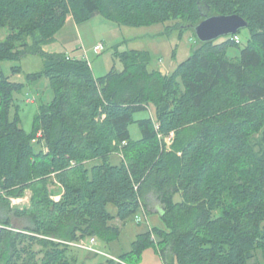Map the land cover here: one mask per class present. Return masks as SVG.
Listing matches in <instances>:
<instances>
[{
  "label": "trees",
  "instance_id": "trees-1",
  "mask_svg": "<svg viewBox=\"0 0 264 264\" xmlns=\"http://www.w3.org/2000/svg\"><path fill=\"white\" fill-rule=\"evenodd\" d=\"M97 15L133 28L182 20L181 33L237 15L248 37L243 48L233 40L240 31L221 43L196 39L169 75L149 70L146 51L116 46L122 70L100 77L86 60L42 51L68 16L81 25ZM1 28L10 33L0 63L40 55L43 69L27 79L47 80L53 96L25 130L18 114L9 120L22 85L0 76V264H75L69 243L108 245L120 234L115 219L150 213L153 203L164 228L106 264L139 260L148 247L162 264H264V0H0ZM232 47L238 56H227ZM170 133L167 148L159 136ZM28 190L29 207H12Z\"/></svg>",
  "mask_w": 264,
  "mask_h": 264
},
{
  "label": "rangeland",
  "instance_id": "rangeland-1",
  "mask_svg": "<svg viewBox=\"0 0 264 264\" xmlns=\"http://www.w3.org/2000/svg\"><path fill=\"white\" fill-rule=\"evenodd\" d=\"M179 26L185 27V23L182 20H178L149 27L133 28L119 26L97 15L81 25L73 24L71 21L67 22L57 34V41L52 45L43 47L42 51L49 54L67 53L73 57L80 54V57H85L95 77L103 76L107 72V59L108 57H112L115 46H118V49L121 48V50L126 51L138 50L148 52L150 56L148 68L151 71L161 69L163 66L168 67L170 63L174 67H177L187 60L197 41L191 30L183 29L181 33ZM8 33L10 31L7 28L0 29V42L8 36ZM247 37V30L240 31L237 39L240 42L241 48L245 46ZM79 38H81V42ZM100 40L104 49L101 53H96L93 50V46ZM223 41L224 39L221 38L216 43ZM238 54L239 51L235 47L227 50V56L229 57H235ZM115 64L116 69L122 70L120 63L116 62ZM42 69L43 64L40 55H28L18 61H4L0 63V76L8 77L10 82L22 85L21 91L13 93L9 120H12L18 114L20 126L25 130L31 129L33 116L40 101L49 102L53 96L47 80L42 79L38 82H31L27 79L28 74L40 72ZM149 115L154 117L153 109L149 111ZM129 130L133 140L140 138V131L136 124L131 125ZM39 148L41 147L39 146L37 149ZM111 160L114 162L118 161L119 157L113 155L111 156ZM49 191L55 193L59 191V188L56 184H53L49 186ZM31 196L32 192L28 190L23 198L11 199V206L19 209L27 208L30 205ZM179 200V197L175 198V201ZM108 210L111 214L115 213L114 208L110 205L108 206ZM153 219L156 221V226H153L155 224L153 223ZM11 222L12 227L15 229H22L26 224L24 219L18 218H12ZM147 222L150 228H164V224L160 218L147 215ZM130 242V235L122 231L118 238L108 245L98 240L96 247L116 257L118 253H128ZM99 249H96V251H99ZM86 252L84 250H73V254L77 257V263L75 264H106V258L99 255L91 256ZM125 262V264H161V259L154 247H148L142 252L139 260H126Z\"/></svg>",
  "mask_w": 264,
  "mask_h": 264
},
{
  "label": "crops",
  "instance_id": "crops-1",
  "mask_svg": "<svg viewBox=\"0 0 264 264\" xmlns=\"http://www.w3.org/2000/svg\"><path fill=\"white\" fill-rule=\"evenodd\" d=\"M69 21H71V22H73V24H76L74 21H73V19H72V17L71 16H68L67 17V19H66V23L67 22H69ZM65 23V24H66ZM77 25V24H76ZM80 39V42L82 41L81 40V38H79ZM57 41V38H56V40H55V42ZM55 42H53L52 44H54ZM52 44H49V45H52ZM98 44H102V42H101V40L100 41H97L95 44H94V46H93V50H94V47L96 46V45H98ZM46 46H48V45H46ZM45 47V46H44ZM116 47V46H115ZM115 49V48H114ZM118 51L119 52H124V51H126V50H121V48H119L118 49ZM51 54V53H50ZM52 54H58V53H52ZM67 57H71V58H73V59H83V60H85V57L83 56V57H80L81 55L80 54H78L76 57H73V56H71L70 54H67V53H64ZM107 72L112 68V67H115L116 68V62H118V61H116V59H115V57H114V50H113V54H112V57H108V59H107ZM119 63V62H118ZM122 66V65H121ZM175 68L176 67H174L173 66V64H171L170 63V66H163L161 69H158V71L162 74V75H169V74H171L174 70H175ZM118 70V69H117ZM118 71H120V70H118ZM106 72V73H107ZM105 73V74H106ZM151 111V110H150ZM140 138H141V135H140ZM139 138V139H140ZM139 139H137V140H139ZM112 163H118V161H112ZM149 208H150V213L148 212H145V211H142V210H140V212L137 214V217H139V218H142L143 219V221L142 222H136L135 221V218L134 219H131V220H129V221H127V222H124V223H121V222H119L117 219H115L112 223H113V225L114 226H117V227H119L120 228V232H122V231H125L127 234H129L130 235V252H131V248H132V243L139 237V236H141V235H143V234H145V233H147V232H149L150 230H153L154 228H150V226H149V224H148V222H147V215H149V216H154V217H156V218H160V216H159V210H160V207H159V205L158 204H156V203H153L152 205H150L149 206ZM115 210V209H114ZM144 212V213H143ZM112 215H116V211H115V213L114 214H112ZM145 215V216H144ZM145 217V218H144ZM153 223H155V224H153V226H156V221L153 219ZM90 239L91 238H88V239H86V240H82V241H84L86 244H89V242H90ZM95 239V245H94V248L95 249H99V248H97L96 247V243H97V239L96 238H94ZM68 246L71 248V249H73V250H77V251H82V250H80V249H78V248H75V247H72L71 245H69L68 244ZM105 247V246H104ZM106 248V247H105ZM128 251V253H130ZM84 252H86V251H84ZM70 253V252H69ZM87 254H89V255H91V256H102V257H104V258H106L107 260H112V261H114V262H121V257L122 256H125L126 254H128L127 252H123V253H118L117 254V256L115 257V256H112V255H110V254H108V253H106L105 251H103L102 249H99V253H88V252H86ZM125 253V254H124ZM73 254V253H72ZM69 255H71V253L69 254ZM76 257V256H75ZM76 263H77V257H76ZM123 263V262H122ZM123 264H125V263H123ZM161 264H162V262H161Z\"/></svg>",
  "mask_w": 264,
  "mask_h": 264
},
{
  "label": "water",
  "instance_id": "water-1",
  "mask_svg": "<svg viewBox=\"0 0 264 264\" xmlns=\"http://www.w3.org/2000/svg\"><path fill=\"white\" fill-rule=\"evenodd\" d=\"M247 26V22L237 15H214L194 26L193 32L200 43H207L234 36Z\"/></svg>",
  "mask_w": 264,
  "mask_h": 264
},
{
  "label": "built area",
  "instance_id": "built-area-1",
  "mask_svg": "<svg viewBox=\"0 0 264 264\" xmlns=\"http://www.w3.org/2000/svg\"><path fill=\"white\" fill-rule=\"evenodd\" d=\"M233 40L238 43L239 40L234 37ZM103 45L102 44H98L94 47V51L96 53H101L103 51ZM174 138V134L170 133L168 136L166 137H161L159 136V139H162V141L164 142V144L166 145V147L168 148L170 146V144L172 143ZM52 200L54 202H58L60 200V195H55V196H51ZM144 213V212H143ZM145 216V215H144ZM145 218V217H144ZM136 222H142L143 219L136 217L135 218ZM69 245H71L72 247L78 248V249H82L84 251L90 252V253H99V251H96V249L94 248L95 245V239L91 238L89 244H86L84 241H79L77 243H69ZM96 251V252H95Z\"/></svg>",
  "mask_w": 264,
  "mask_h": 264
}]
</instances>
